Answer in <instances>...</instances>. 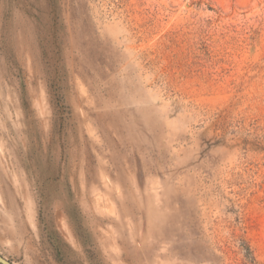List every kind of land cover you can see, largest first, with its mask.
<instances>
[{
	"label": "rangeland",
	"instance_id": "rangeland-1",
	"mask_svg": "<svg viewBox=\"0 0 264 264\" xmlns=\"http://www.w3.org/2000/svg\"><path fill=\"white\" fill-rule=\"evenodd\" d=\"M0 255L264 264V0H0Z\"/></svg>",
	"mask_w": 264,
	"mask_h": 264
},
{
	"label": "water",
	"instance_id": "water-1",
	"mask_svg": "<svg viewBox=\"0 0 264 264\" xmlns=\"http://www.w3.org/2000/svg\"><path fill=\"white\" fill-rule=\"evenodd\" d=\"M0 264H12V263L0 255Z\"/></svg>",
	"mask_w": 264,
	"mask_h": 264
}]
</instances>
